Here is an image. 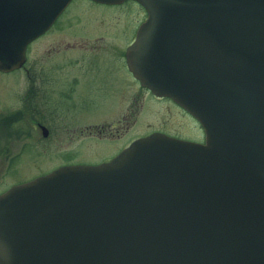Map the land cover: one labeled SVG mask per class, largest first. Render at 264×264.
Returning a JSON list of instances; mask_svg holds the SVG:
<instances>
[{"label": "water", "instance_id": "1", "mask_svg": "<svg viewBox=\"0 0 264 264\" xmlns=\"http://www.w3.org/2000/svg\"><path fill=\"white\" fill-rule=\"evenodd\" d=\"M71 0H0V72ZM115 4L125 0H95ZM133 75L203 143L152 133L0 193V264H264V0H135Z\"/></svg>", "mask_w": 264, "mask_h": 264}, {"label": "flooded vegetation", "instance_id": "2", "mask_svg": "<svg viewBox=\"0 0 264 264\" xmlns=\"http://www.w3.org/2000/svg\"><path fill=\"white\" fill-rule=\"evenodd\" d=\"M75 1L71 0L53 23L27 45L26 61L22 67L24 86L20 95L21 106L2 117L5 120L11 113H15L20 122L35 126L40 132L39 141L43 152L60 159L42 174L64 165H97L107 162L128 148L133 141L156 132L203 143L205 132L198 119L171 97L152 92L130 70L127 49L135 41L140 24L147 18L146 10L135 0L115 4L81 0L86 5L83 12L94 5L123 7L128 2L135 4L141 19L136 23L131 38L116 45L110 38L95 35L81 38L74 32L73 27L77 24L74 18L77 19L78 15L70 11ZM63 18L64 23L60 26ZM125 26L123 24L122 29L126 33ZM48 35L52 36V45L43 57V66L38 70L27 69L28 48ZM85 76L90 78L88 83L83 80ZM90 88H95V91L89 93ZM105 90L109 98L110 93L114 96L113 114L109 112L94 121L78 120V110ZM142 93L148 94L158 104L148 111L145 118ZM185 129L189 130L191 137L185 135ZM85 141H92L89 145L97 144L95 150L100 148L99 145H104L103 156L87 163H77L74 155L78 144ZM25 181L12 182L0 193Z\"/></svg>", "mask_w": 264, "mask_h": 264}, {"label": "rangeland", "instance_id": "3", "mask_svg": "<svg viewBox=\"0 0 264 264\" xmlns=\"http://www.w3.org/2000/svg\"><path fill=\"white\" fill-rule=\"evenodd\" d=\"M124 5L123 7L94 5V7L83 12L82 10L86 7L85 3H82L81 0L75 1L72 11H70L71 14L77 13L78 15L77 19L74 18V22L77 23L73 27L74 32L81 38H89L92 35L102 36L104 39L110 38L116 45L125 39L129 40L141 16L139 18V11L132 2ZM61 21L63 22L60 26L63 25L64 18ZM123 24L127 27L126 33L122 29ZM51 41L52 36L48 35L34 42L28 48L27 69L38 70L43 66L41 62L48 52L47 49L52 45L50 44ZM90 71V74L93 75V70L90 69ZM23 72V68L7 73L0 72V190L12 182L28 181L29 178L44 173L60 160L43 152L39 141L40 132L32 123V126H29L20 122L19 117L13 121L9 117H6L5 121L2 119L4 114L15 111L21 106L22 98L20 95L24 86ZM89 79V76L83 77L85 83H88ZM94 91L95 88H90L88 92L93 93ZM142 96L144 97L145 118L148 111L150 112L158 104L148 94L142 93ZM114 108L113 94L110 93L109 98L106 90L100 91L91 102L84 104L83 108L78 110L77 119L98 120L109 112L112 115ZM184 131L187 137L192 136L188 129ZM89 142L92 141L78 144L77 153L74 155V158H77V163H87L103 156L104 145H99L100 148L95 150L97 144L89 145Z\"/></svg>", "mask_w": 264, "mask_h": 264}, {"label": "trees", "instance_id": "4", "mask_svg": "<svg viewBox=\"0 0 264 264\" xmlns=\"http://www.w3.org/2000/svg\"><path fill=\"white\" fill-rule=\"evenodd\" d=\"M8 117H9V119H11V120L13 121V120H15V119L17 118V115H16L15 113H12V114H11L10 116H8ZM9 119H8V122L10 121ZM4 121H5V120H4Z\"/></svg>", "mask_w": 264, "mask_h": 264}]
</instances>
